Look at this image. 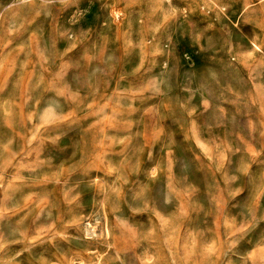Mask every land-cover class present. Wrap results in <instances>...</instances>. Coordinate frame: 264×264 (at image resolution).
<instances>
[{
	"label": "clouds",
	"instance_id": "obj_1",
	"mask_svg": "<svg viewBox=\"0 0 264 264\" xmlns=\"http://www.w3.org/2000/svg\"><path fill=\"white\" fill-rule=\"evenodd\" d=\"M0 264H264V0H0Z\"/></svg>",
	"mask_w": 264,
	"mask_h": 264
},
{
	"label": "rangeland",
	"instance_id": "obj_2",
	"mask_svg": "<svg viewBox=\"0 0 264 264\" xmlns=\"http://www.w3.org/2000/svg\"><path fill=\"white\" fill-rule=\"evenodd\" d=\"M249 55H250V53H249ZM199 148H200V150H201L202 152H204L206 155L209 154L210 151H211L210 148H209V146L206 145V144H199Z\"/></svg>",
	"mask_w": 264,
	"mask_h": 264
}]
</instances>
